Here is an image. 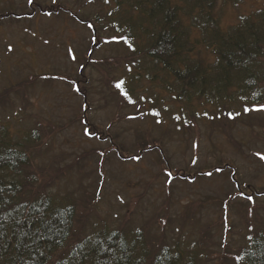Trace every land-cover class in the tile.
I'll use <instances>...</instances> for the list:
<instances>
[{
    "label": "rangeland",
    "instance_id": "obj_1",
    "mask_svg": "<svg viewBox=\"0 0 264 264\" xmlns=\"http://www.w3.org/2000/svg\"><path fill=\"white\" fill-rule=\"evenodd\" d=\"M85 1L0 0V119L31 148L29 187L77 205L80 233L143 230L151 246L202 250L201 264L234 262L264 220V104L189 105L156 89L133 44L94 47L72 16L91 20ZM256 6L217 10L229 25ZM89 58L100 69L80 73Z\"/></svg>",
    "mask_w": 264,
    "mask_h": 264
},
{
    "label": "trees",
    "instance_id": "obj_2",
    "mask_svg": "<svg viewBox=\"0 0 264 264\" xmlns=\"http://www.w3.org/2000/svg\"><path fill=\"white\" fill-rule=\"evenodd\" d=\"M219 1L86 0L81 7L90 10L91 20L78 13L72 16L93 31L94 47L115 40L133 44L136 65L140 59L142 65L149 64L146 73L153 87L189 105L195 98L216 106L263 105L264 0H222L224 5L257 4L229 25L217 10ZM49 9L46 13L52 14ZM107 31L114 36H103ZM89 51L92 55L94 48ZM90 59L80 73L87 67L100 69L99 62ZM134 76L144 78L140 72ZM34 136L40 138L36 132ZM29 147L15 138L7 120L0 119V264H201L202 250L190 253L164 239L151 246L143 230L128 232L105 224L90 235L78 232L77 205L60 192H33L29 187ZM73 236L76 240L69 245ZM245 239L230 264H264V220Z\"/></svg>",
    "mask_w": 264,
    "mask_h": 264
}]
</instances>
